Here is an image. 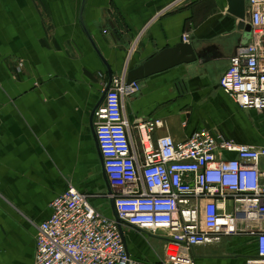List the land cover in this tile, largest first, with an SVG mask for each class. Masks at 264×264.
<instances>
[{
    "label": "crops",
    "instance_id": "1",
    "mask_svg": "<svg viewBox=\"0 0 264 264\" xmlns=\"http://www.w3.org/2000/svg\"><path fill=\"white\" fill-rule=\"evenodd\" d=\"M175 1L0 0V264H35L38 226L70 184L114 217L95 106L110 72L128 73L187 43L186 31L198 57L137 80L140 91L126 99L131 123L163 119L154 141L171 135L182 142L206 128L238 144L264 146V111L241 108L220 86L245 40L241 20L228 12L227 0H185L163 11ZM131 137L142 163L135 129ZM123 234L131 256L164 264L163 235L130 226ZM191 253L196 264H247L258 249L256 238L245 233Z\"/></svg>",
    "mask_w": 264,
    "mask_h": 264
},
{
    "label": "built area",
    "instance_id": "2",
    "mask_svg": "<svg viewBox=\"0 0 264 264\" xmlns=\"http://www.w3.org/2000/svg\"><path fill=\"white\" fill-rule=\"evenodd\" d=\"M247 13L251 38L231 57L220 86L241 108L264 111V0H249ZM182 38L190 43V32ZM140 89L139 81H128L126 70L114 75L95 112L97 141L113 191L108 197L120 224L70 184L38 226L35 264H144L128 252L124 226L163 235L164 264H196L191 253L195 246L245 233L256 238L258 249L247 264H264V229L257 227L264 221V146L238 144L206 128L186 141L171 135L154 141L163 119L131 123L126 112V99ZM133 129L143 148L142 163ZM223 152L237 156L223 158Z\"/></svg>",
    "mask_w": 264,
    "mask_h": 264
},
{
    "label": "water",
    "instance_id": "3",
    "mask_svg": "<svg viewBox=\"0 0 264 264\" xmlns=\"http://www.w3.org/2000/svg\"><path fill=\"white\" fill-rule=\"evenodd\" d=\"M227 5H228V8H227L228 12L234 15L235 17H237L239 20H241L240 23H238V28L239 29L245 28L246 30L245 40L242 44V45H245L248 43L252 35L251 25L245 23V21L249 20V15L247 13V0H227ZM198 55L199 54L196 51L195 46L192 43H181L175 48L166 49L156 54L155 56L147 60L143 65L137 68L131 69L127 73V79L129 82L144 79L145 77H148L152 74L167 70L179 63H182V62L188 63V62L195 61ZM112 77H113V73L110 72L109 82L106 85V87L103 89L100 100L95 106L93 117L95 115L97 108L104 101L106 92L109 90ZM99 152H100V149H99ZM100 160H101L103 172L105 174V179H106L107 186H108V192L109 194H111L113 191L109 185V182H108L105 170H104V161H103L101 152H100ZM111 205H112V209L114 212V218L120 224V220L118 218L113 199H111Z\"/></svg>",
    "mask_w": 264,
    "mask_h": 264
}]
</instances>
